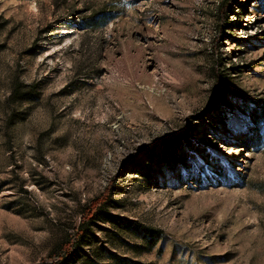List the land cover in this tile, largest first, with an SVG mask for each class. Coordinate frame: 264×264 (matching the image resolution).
Here are the masks:
<instances>
[{"label": "rangeland", "instance_id": "1", "mask_svg": "<svg viewBox=\"0 0 264 264\" xmlns=\"http://www.w3.org/2000/svg\"><path fill=\"white\" fill-rule=\"evenodd\" d=\"M0 264H264V0H0Z\"/></svg>", "mask_w": 264, "mask_h": 264}, {"label": "trees", "instance_id": "2", "mask_svg": "<svg viewBox=\"0 0 264 264\" xmlns=\"http://www.w3.org/2000/svg\"><path fill=\"white\" fill-rule=\"evenodd\" d=\"M101 206V204L92 206L89 211H86L83 215V223L88 222L92 216L96 213H98V208ZM84 232V229H83ZM81 235V234H80ZM80 238V236H78ZM76 245L74 241H66L63 245H61L52 255L55 259L59 261H64L71 253H73L76 250Z\"/></svg>", "mask_w": 264, "mask_h": 264}]
</instances>
